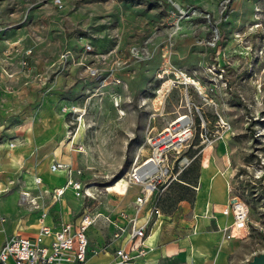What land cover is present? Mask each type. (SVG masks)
Listing matches in <instances>:
<instances>
[{"label":"rangeland","instance_id":"374dc122","mask_svg":"<svg viewBox=\"0 0 264 264\" xmlns=\"http://www.w3.org/2000/svg\"><path fill=\"white\" fill-rule=\"evenodd\" d=\"M0 28V77L29 82L34 106L54 92L67 124L62 144L76 157L68 177L90 195L68 192L56 205L71 209L74 225L86 213L95 219L88 255L111 251V221L134 196L133 162L148 153V135L182 114L195 121L184 149L195 159L182 179L194 185L201 161L213 158L229 179V196L250 208L248 251L239 264L264 251V0H63L62 7L0 0ZM25 58L38 66L29 77L20 72ZM59 75L62 83L53 85ZM19 83L0 89L14 92ZM18 180L1 186L0 198L14 194L28 205L20 195L41 192L34 176ZM121 180L125 186L116 184ZM195 192L174 184L163 210L175 211L182 200L190 208ZM39 203L50 201L45 195Z\"/></svg>","mask_w":264,"mask_h":264},{"label":"crops","instance_id":"0c3cea01","mask_svg":"<svg viewBox=\"0 0 264 264\" xmlns=\"http://www.w3.org/2000/svg\"><path fill=\"white\" fill-rule=\"evenodd\" d=\"M34 67L37 70L36 64ZM62 80L63 76L59 75L53 80V85L61 84ZM9 83L19 82L17 78L9 80L0 77V88ZM28 83H19L18 89L11 93L0 89V187L6 183H18L22 176L30 183L31 177L34 176V186L41 194L26 191L29 192L30 198H35L37 205L26 202L28 205L21 206L14 194L0 198V248L8 238L16 234L35 236L39 228L38 218L43 211L48 214L47 223L54 228L61 222L73 223L71 209L62 203L56 205L59 201L55 202L52 197L54 189L64 185L69 179L68 171L61 169L58 170L60 172H48L56 161L70 166L75 162V155L70 152L69 147L64 148L62 144L67 124L55 109L54 92L44 93L40 98V105L34 106L31 101L37 97V91L34 87L27 86ZM72 151L79 152L78 149ZM218 170L221 169L213 158L203 164L201 161L194 185L182 179V175L180 181L171 185L182 183L196 191L194 203L190 208L187 207L186 201L182 200L175 211L165 212L162 204L167 191L164 193L161 201L163 216L146 238L148 249L144 256L138 258L139 263H240L247 254L248 240L228 239L225 236L224 229L232 224L233 216L223 214L222 210L232 196H229L228 177L224 171V174H221ZM42 171H45L47 178L41 175ZM37 177L42 179L43 184H36ZM51 182L55 184L53 189H50ZM129 187L134 196L131 197L129 206L123 209L132 207L139 191L137 186ZM68 192L75 194L72 189H68L63 197ZM45 195L50 204L40 205L39 199ZM119 212L111 221L112 235L113 221L122 222ZM122 246H127L128 249L130 244L116 240L111 251L88 255L85 264H112L116 249Z\"/></svg>","mask_w":264,"mask_h":264},{"label":"built area","instance_id":"2783aa9c","mask_svg":"<svg viewBox=\"0 0 264 264\" xmlns=\"http://www.w3.org/2000/svg\"><path fill=\"white\" fill-rule=\"evenodd\" d=\"M53 1L56 6H63V0ZM88 49H92V46H88ZM10 52L8 50L7 55ZM30 54L31 50L27 55ZM67 57L68 52L61 54V59ZM34 71V64L25 58L20 72L29 77ZM9 92H13V89L9 88ZM194 126L192 116L182 114L168 127L148 135L144 144L148 153L143 157L137 156L128 174V185L139 187V191L132 207L119 212L122 222L113 221L114 241L123 240L130 246L128 249L127 246L117 248L112 264H142L138 262V258L144 256L148 249L146 238L163 216L161 201L164 193L174 182L180 181L183 172L195 159L184 152L194 137ZM58 169L67 170L69 175L72 172L69 164L56 161L51 165V170L55 172ZM35 182L37 185L43 184L40 177ZM68 189H72L77 196L90 195L85 192L87 189L80 180L69 177L64 185L54 189L53 200H61ZM29 196V192H23L21 199L37 205L35 198ZM222 212L233 216L232 224L224 229L226 238L248 240L251 234L249 206L237 196H232ZM47 215L46 211L40 214L35 236L16 234L5 241L0 248V263L85 264L89 254L87 230L95 221L92 215L86 213L78 225L61 222L56 228L47 223Z\"/></svg>","mask_w":264,"mask_h":264},{"label":"water","instance_id":"95a60500","mask_svg":"<svg viewBox=\"0 0 264 264\" xmlns=\"http://www.w3.org/2000/svg\"><path fill=\"white\" fill-rule=\"evenodd\" d=\"M249 264H264V251L255 255Z\"/></svg>","mask_w":264,"mask_h":264},{"label":"bare ground","instance_id":"6f19581e","mask_svg":"<svg viewBox=\"0 0 264 264\" xmlns=\"http://www.w3.org/2000/svg\"><path fill=\"white\" fill-rule=\"evenodd\" d=\"M174 5H175L177 8H180L179 4H177V3H174ZM180 5H181V4H180ZM124 112H125V111H124ZM124 112L121 111L122 114H124ZM180 120H181V119H180ZM180 120H179V121H180ZM82 121H83V117H82ZM79 132H80V130H79ZM79 132H78V134L76 135V137L79 135ZM12 145H13V144H12ZM33 160H34V159H33ZM58 170H61V169H58ZM58 170H56L55 172H58ZM220 173H221V174H224V172H220ZM223 176H224V175H223ZM227 181H228V180H227ZM125 183H126V181H124V180H123V181L121 180V181H119V182H116V184H118V186H120V185H122V184L125 186ZM111 189H112V188L109 187V188H108V191H111Z\"/></svg>","mask_w":264,"mask_h":264}]
</instances>
